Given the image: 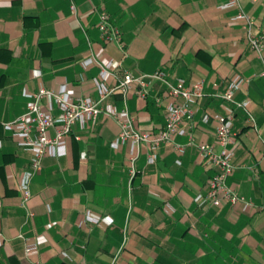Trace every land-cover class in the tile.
I'll return each mask as SVG.
<instances>
[{
  "label": "crops",
  "instance_id": "obj_1",
  "mask_svg": "<svg viewBox=\"0 0 264 264\" xmlns=\"http://www.w3.org/2000/svg\"><path fill=\"white\" fill-rule=\"evenodd\" d=\"M230 1L75 0L74 14L70 0H0V264H264V63L249 48L243 23L232 21L237 10L222 9ZM239 3L264 35V0ZM102 12L122 44L103 42ZM89 59L114 62L104 80L110 88L125 73L163 70L172 81L202 82L205 96L188 135L163 145L156 164L148 163L149 149H141L133 179L131 144L111 146L121 131L115 119L101 115L85 128L76 124L67 155L44 158L25 206L19 184L31 154L3 123L27 111L25 92L41 88L66 86L74 99L99 100L100 68L86 67ZM237 76L248 82L236 100H250L258 130L236 113V169L228 185L256 206L252 213L242 205L200 208L194 201L208 194L214 174L198 146L222 150L217 122L203 119L226 114L217 95ZM149 91L141 97L134 87L126 102L115 93L103 105L118 111L127 105L137 129L157 133L166 112L155 97L170 99L160 83ZM177 144L186 146L184 154Z\"/></svg>",
  "mask_w": 264,
  "mask_h": 264
},
{
  "label": "built area",
  "instance_id": "obj_2",
  "mask_svg": "<svg viewBox=\"0 0 264 264\" xmlns=\"http://www.w3.org/2000/svg\"><path fill=\"white\" fill-rule=\"evenodd\" d=\"M70 8L74 14L77 12L75 0H70ZM222 9H236L237 14L232 18L233 22H242L245 29V38L249 48L264 63V35L257 29L255 21L242 9L239 0H231L222 6ZM99 31L104 43L119 42L122 44L120 31L110 25L107 13L100 14ZM97 64L100 68L99 76L95 79L99 100L74 99L70 96L66 86L58 91L41 88L35 93H24L31 100L27 111L19 118L3 123V128L10 133L20 148L31 154L30 168L23 172L19 189L23 194V203L26 204L31 198V183L42 171L43 160L46 156L61 158L67 155V138L73 133L76 124L85 128L89 123L96 121L101 115L115 119L120 125L119 137L111 144L112 148L118 150L120 146L131 144L130 176L133 179L137 174L136 163L140 158L141 149H149L148 163L156 164L158 152L165 144L174 142L177 136H187L186 126L191 125L195 117V106L205 96V86L202 82L187 84L184 79L172 81L163 70H157L152 74H141L134 76L125 73L123 78L115 87H108L104 80L108 76L114 62L105 65L89 59L84 62L86 67ZM264 79V71L261 74ZM248 82L240 76L235 77L227 88L217 95L225 102V115L217 114L213 117L206 115L203 119L208 123L211 118L217 122L216 137L221 152L208 145H199L198 150L205 164L214 171L208 182V194L198 195L195 203L200 207H222L225 204L231 206L242 205L243 211L252 213L256 206L245 197L240 196L228 185V179L235 172L233 163L234 152L232 146L235 143L233 133L236 113L242 111L246 116V122L250 129L257 131V121L250 110V100L237 101L236 93ZM160 83L165 87L169 102L164 103L162 97H155L157 106H163L166 112V124L159 132H144L134 126L127 105L118 111L110 106H104L103 102L115 93H120L127 101V97L134 87L140 88L141 97L150 93V87ZM59 115H54L55 110ZM54 131V136L51 135ZM188 145H193L194 140L190 137ZM264 144V137L262 138ZM1 146V143H0ZM185 145L177 144L175 149L179 154L186 151ZM181 165V161H177ZM32 217V214H30ZM89 221H94L87 216ZM35 247H28L26 252L30 253Z\"/></svg>",
  "mask_w": 264,
  "mask_h": 264
}]
</instances>
